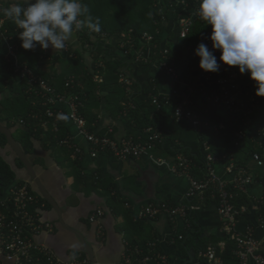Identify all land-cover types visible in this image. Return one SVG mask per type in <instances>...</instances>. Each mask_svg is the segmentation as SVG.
I'll return each instance as SVG.
<instances>
[{
  "label": "crops",
  "instance_id": "crops-1",
  "mask_svg": "<svg viewBox=\"0 0 264 264\" xmlns=\"http://www.w3.org/2000/svg\"><path fill=\"white\" fill-rule=\"evenodd\" d=\"M0 1L16 2V0ZM90 32L89 41L81 37L79 30L74 32L66 43V48L56 52L51 48L24 50L20 39H17L18 54L28 65L31 62L36 64L39 72L51 82H56V87L59 89H62V83L73 73L82 76L86 71L95 73L94 80L102 84L104 76L100 71L105 67L104 61L117 59L123 64L124 72L132 79V83L140 88L134 92L138 95V102L147 99L150 95L158 96L162 103L160 109L165 114L163 122L169 135L175 130V134L181 137L176 141L178 144L185 140H194L198 132L189 120L181 121L180 125L185 126L181 130L177 129L176 122H172L174 108L179 100L178 96L171 94L172 78L157 69L154 63L138 64L132 54L126 55L120 35L92 33L91 30ZM176 32L177 27L170 13L169 21L164 23L161 32V43L179 53L175 43ZM98 44L103 50L106 46L107 50L98 52L96 50ZM59 54L64 55V61L67 59L66 65L61 66L54 60ZM96 54L100 56L96 58ZM96 66L103 68H97V71ZM187 77L188 75L184 74L181 82H185ZM141 90L145 93H140ZM96 93L102 96V101L95 110L99 121L95 131L103 132V135H109L116 140L133 137L144 141L148 138V128L144 130L137 128L126 111L111 113L107 109L104 94L101 91ZM8 96L9 91L3 92L0 94V99ZM60 106L66 109L67 104L62 103ZM191 108L202 111L207 120L218 116L229 123L234 121L226 111L204 100L195 102ZM0 121L7 125L5 117L0 118ZM65 125L69 134L85 151L79 167L73 164V158H68L62 148H59L60 146L50 144V135L40 140L34 138L30 153L22 146L36 176L56 204V207H53L36 192L45 203L42 209L43 218L53 224L51 230H43L34 235L36 241L46 244L63 259L75 254L90 260L85 248L88 245L93 250L94 256V262L90 260V264H123L124 253L129 248L136 247L134 245L138 243H142L147 248L151 247L153 252L149 253L148 249L149 254L158 252L165 255L168 264H212L201 257L200 253L206 251H199L200 248H196L195 243L201 238L203 246L209 245L208 247L214 248L213 245L217 244L223 249L227 236L222 228L218 202L211 195L206 201L189 205L191 199L187 197V192L192 173L190 176L180 173L172 156L155 149L140 158H130L126 161L116 159L108 151H102L98 156L92 157L87 153L89 145L79 134L76 125L70 120L65 121ZM18 127L19 125L11 128L13 134ZM2 147L9 156L13 155L7 146ZM16 163L19 174L15 181L26 182L24 180L29 179V175L24 165H19L18 159ZM216 173L222 178L227 177L224 165H217ZM26 183L37 191L38 187L35 183ZM251 191L255 195L261 194V185H255ZM197 197L203 199L202 195ZM113 200L119 202L116 204ZM162 202L193 207L190 208L189 215L195 224V232L200 234L196 242L186 244L177 238V235L188 227L187 217L177 216L172 219L167 214H161L155 219L136 218L137 213L148 204ZM247 206L246 212L238 220L239 230L244 231L246 225L251 224L256 228L257 238L264 239V220L261 222L259 218L264 217V205L251 201ZM97 209H102L103 215L93 222L90 218ZM150 243H155L154 248L149 245ZM74 244L77 245L76 248L72 247Z\"/></svg>",
  "mask_w": 264,
  "mask_h": 264
},
{
  "label": "built area",
  "instance_id": "built-area-1",
  "mask_svg": "<svg viewBox=\"0 0 264 264\" xmlns=\"http://www.w3.org/2000/svg\"><path fill=\"white\" fill-rule=\"evenodd\" d=\"M12 3L14 2L0 1V9L9 7ZM155 7L157 13L153 17L159 25L156 32L145 31L138 40L122 35L124 53L132 54L136 62L154 63L157 69L172 78L171 94L179 97L174 108L177 121L189 120L198 133H202L206 128L210 133L221 134L226 129L224 122L210 123L202 111L191 108L192 104L201 100L212 103L234 118V121L230 122L233 129L232 148L240 147L244 141L251 139L257 147L251 155V160L258 167L264 166L261 154V151H264V97L255 95L254 82L249 76L241 75L238 68H229L226 65H222L218 73H206L199 68L198 57L195 58L190 71L182 73L177 69L173 50L161 43V32L171 13L177 27L176 37L187 38L194 31L196 24L200 23L204 28L201 42L211 48V42L207 39L211 26H207L197 15L199 0H155ZM19 31L14 22L0 12V65L5 64L6 70L26 80L29 92L34 91L37 96H42L43 104L47 106L44 115L47 119H53L54 132L59 131V122L65 125V121L70 120L78 128L79 134L86 139L89 145L88 154L96 157L102 151H108L120 161L140 158L156 149L157 145L165 144V137L159 131L152 132L144 141L133 137L116 140L109 135L99 136L96 131H89L87 120L81 113L84 102L68 91H57L21 60L17 40ZM219 54L216 53L217 57ZM152 56L156 57L155 61ZM184 74L188 75L187 80L181 82ZM119 79L126 85L132 84V79L125 72L120 74ZM73 82L74 78H69L65 86H72ZM152 100L155 105L161 107L162 103L157 95H152ZM62 103L67 104L66 109L60 106ZM134 106L132 101H128L125 110ZM58 144L70 148L74 159L82 160L85 151L70 134L59 139ZM212 148L209 141L203 142L201 159L207 175L202 179L191 175V159L183 154L177 155V170L191 175L187 197H203L206 191H211L213 198L218 197L222 228L224 234L234 242L233 252L238 260L237 264H264V239L257 238L256 228L251 224L246 225L244 231L238 228V220L248 207L246 203L239 204L241 201L250 200L264 205V180L256 181L246 166L237 164L231 151L215 153ZM217 165H224L227 177L222 178L216 173ZM257 184L261 185L262 193L255 195L251 189ZM44 204L26 182L13 181L8 185H0V264H90L87 257L75 254L64 260L52 248L34 239V235L53 228V224L42 216ZM190 208L193 207L170 205L165 202L150 203L137 213L136 218L155 219L161 214H167L172 219L177 216L186 218ZM102 215L103 210L97 209L90 220L94 222ZM259 218L263 222L264 217ZM149 245L154 248L155 243ZM140 254V247L129 248L124 253L123 264H168L167 257L162 253ZM200 255L212 264H224L214 248H209Z\"/></svg>",
  "mask_w": 264,
  "mask_h": 264
},
{
  "label": "trees",
  "instance_id": "trees-1",
  "mask_svg": "<svg viewBox=\"0 0 264 264\" xmlns=\"http://www.w3.org/2000/svg\"><path fill=\"white\" fill-rule=\"evenodd\" d=\"M83 2L89 6L93 16L100 18L101 31L99 33L118 34L120 36L125 35L126 37H133L138 40L143 32L148 31L155 33L156 29L159 27L155 21V17H153L154 14L157 13L155 0H84ZM81 30H79L81 37L85 41H89L88 38L91 34L90 30L87 27H83ZM203 30V26L200 23H197L192 34L187 38L180 39L176 37V49L179 50V53L172 51V55L176 58L177 69L180 72L187 73L190 71L196 58L194 55V49L198 43L201 42ZM92 33L95 32L92 31ZM182 40L183 44L182 46H179L180 41ZM96 50L98 52H105L107 48L105 46L103 50L98 44ZM99 56L100 54L97 55L96 58ZM151 58L154 61L156 60L155 56H152ZM104 64V68L96 66L97 71L99 68H103L100 71L104 76L102 84L94 80L95 73L86 71L82 76L78 73H73L71 77H68V79L72 77L74 78L73 85L66 87L65 81L62 83V89L56 87V82H51L49 79H46L36 68V64L31 62L29 63V66L36 74H39L50 85L54 86L57 91H68L69 93L79 97V99L84 102V107L81 109V113L85 116L87 120V128L91 132L95 131L98 126L97 112H95V110L102 101V96L96 92L101 91L104 94L107 109H109L111 113H114V111H126L127 116H129V118L135 123L134 125L137 128L142 130L146 128L149 129L147 136L154 131H160L165 136V144L157 145L155 151L161 150L172 156V160H175L176 164L178 154H183L191 159L193 165L191 167V173L193 174V177L202 179L207 175L205 165L201 159L204 151L203 142L207 140L212 144V149L215 153H223L227 150L229 152L231 151V155L235 157L237 164L246 166L250 172L253 173L256 181L264 180V166L258 167L256 163L254 162V164L251 160L252 153L257 150L255 143H253L251 139H248L247 142L244 141L240 147L232 148L233 129L227 120L218 116L211 117L212 119L209 118L210 123L214 121H222L226 124V129L219 135L210 133V131L205 128L202 133L195 134V138H193L194 140H185L178 144L176 141L179 140L178 138L181 139V137H178V134H175V130H173L169 135L166 130V125L163 122V116H165V114L162 113L160 107L153 103L151 98L152 95L147 96V99H143L138 102V95L134 94V92L140 89L137 88L138 85L134 82L131 85H126L119 79L120 74L124 73L123 64H121L117 59L106 60L104 61ZM138 64H144V62H139ZM4 65H0V94L9 91V96L0 99V118L5 117L7 119V126L9 128L19 125L14 132V137L29 153L33 147V139L35 138L40 140L46 135H50V144L59 147L60 145L58 144V140L65 138L69 134L66 125L59 122V131L54 132L53 119H47L44 115L47 106L43 104L42 96H37L34 91L29 92L27 81L6 70L7 66ZM20 92H23V95H21ZM140 93L144 94L145 92L141 90ZM128 101H132L135 106L128 107L127 110H125L124 106ZM172 122H176V127L179 130L185 128L184 125H180L181 121H177L175 116L172 119ZM96 132L97 135L103 136V132ZM219 143L220 145H218ZM0 145H7L6 136L1 132ZM59 148H62L63 152L68 155V158H73L72 150L70 148L65 146H60ZM261 154L264 159V151H261ZM72 162L78 167L81 164V160L79 159L73 158ZM22 164L23 163L19 160V165ZM15 179V171L0 155V185H8L15 181ZM205 193L202 197L203 199L198 197L190 198L191 200L189 205L206 201L210 197L211 191H206ZM214 199L217 202L219 201L218 197ZM115 201L114 203L116 204L119 202ZM242 202L250 204L251 201L245 200V202L241 201L239 204ZM189 211L187 216L188 227L177 235V238L180 241H184L183 243L186 244L194 243L200 238V234L195 232V224L189 215ZM193 233L194 235L192 236ZM201 240L202 239L200 238L198 242L195 243V247L200 248L199 251H208L210 248L208 247L209 245L203 246ZM225 241L226 245L223 249H221L217 244L213 245L216 254L221 256L224 264H237L238 260L233 252V240L229 237H225ZM134 246H139L141 248V255H147L153 252L151 247L147 248L145 245H142V243L135 244ZM148 249L150 250L149 253Z\"/></svg>",
  "mask_w": 264,
  "mask_h": 264
},
{
  "label": "clouds",
  "instance_id": "clouds-1",
  "mask_svg": "<svg viewBox=\"0 0 264 264\" xmlns=\"http://www.w3.org/2000/svg\"><path fill=\"white\" fill-rule=\"evenodd\" d=\"M0 12L20 30L21 47L28 51L63 50L83 27L101 31L100 18L83 0H16ZM197 15L211 26V48L200 42L194 49L199 68H238L254 82L255 95L264 97V0H199Z\"/></svg>",
  "mask_w": 264,
  "mask_h": 264
},
{
  "label": "water",
  "instance_id": "water-1",
  "mask_svg": "<svg viewBox=\"0 0 264 264\" xmlns=\"http://www.w3.org/2000/svg\"><path fill=\"white\" fill-rule=\"evenodd\" d=\"M0 132L6 136L7 148H9L10 151L13 152V155L9 156L6 150L3 147L1 148L0 146V155L10 164L12 169L15 171L16 176L19 174V168L16 163V160L17 159L20 160L23 163L25 170L27 171L29 175V179H26L24 181L29 182L31 184L35 183L38 189L37 191L36 190L34 191L42 195L48 202H50V204H52L53 207H56V204L53 202V200H51V197L48 191L45 189L44 185L41 183L39 177L36 176L33 170V167L22 145L15 139L13 130L9 128L6 124H2L0 121ZM85 248L87 249L90 260L94 262L93 250L88 245H86Z\"/></svg>",
  "mask_w": 264,
  "mask_h": 264
},
{
  "label": "rangeland",
  "instance_id": "rangeland-1",
  "mask_svg": "<svg viewBox=\"0 0 264 264\" xmlns=\"http://www.w3.org/2000/svg\"><path fill=\"white\" fill-rule=\"evenodd\" d=\"M182 44H183V40L182 41H180V45L179 46H182ZM66 57H67V55H65ZM64 55H62V54H59V56L58 57H55L54 58V60L56 61V62H58L59 64H61V66L62 65H66L67 64V59L64 61ZM65 63V64H64ZM21 93V92H20ZM21 95H23V92L21 93ZM253 162V161H252ZM254 163V162H253ZM255 164V163H254ZM254 164H252V165H254Z\"/></svg>",
  "mask_w": 264,
  "mask_h": 264
}]
</instances>
